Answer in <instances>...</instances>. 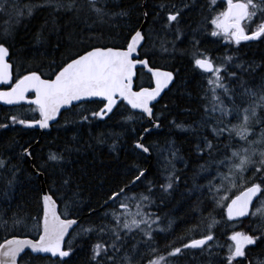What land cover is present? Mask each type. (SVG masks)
Masks as SVG:
<instances>
[{"label":"trees","instance_id":"trees-1","mask_svg":"<svg viewBox=\"0 0 264 264\" xmlns=\"http://www.w3.org/2000/svg\"><path fill=\"white\" fill-rule=\"evenodd\" d=\"M44 2L45 0H21L22 4L33 5ZM184 2H192V0H184ZM194 2L193 11L186 14L178 25L183 33L180 39L176 38L175 29L165 27L166 14L170 9H161L158 5L176 4L179 7L181 0H109L106 11L109 13L127 11L129 15L112 19L106 17L103 24L96 21V17L92 15L87 24L74 21L69 27L71 19L69 16L57 17L53 15L52 9H44L35 11L34 18L31 19L25 15V18L16 25L12 38L5 42L9 47V58L13 66L12 82L30 70H40L46 74L44 77H49L51 70H59L55 66L66 60L69 52L83 53L81 41L96 47L105 44L108 47L114 45L126 47L130 30L138 29L144 20L143 32L151 39L141 49V57H144L142 53L145 51L150 53L149 63L154 67L171 71L174 80L153 108L155 116L159 118L160 127L147 134L144 133V129L151 123L146 115L140 110L131 109L125 101L120 102L118 108L114 109V115L110 114L111 119H90L88 122L76 124H65L66 119L80 120V116H72L64 109L57 118L58 123L54 122L51 128L42 134L37 128L11 123L12 116H16L18 120L36 119L39 115L36 106L0 104V124L9 125L7 128H0V159L10 160L4 169H0V218L11 225L15 216L23 219L27 225V227L19 226L15 235L36 238L40 230L39 225L42 223L41 183L32 166L44 174L49 191L55 192L54 198L63 197V200L57 198L61 215L67 218H81L79 225L84 227L111 223V216L105 219V213L119 210V204L108 203L102 207L103 204L112 192L129 184L138 174L134 169L139 168L147 170L146 178L127 194L147 195L148 186H153L155 188L152 194L153 204L147 211L158 214L161 217L160 227L165 229L164 232L154 234L152 245L158 249L155 255L149 248H140V253L144 256L142 264H147L149 259H155L156 256H166L172 248L188 243L193 237L207 234L206 226L210 223L208 219L200 224L198 231H189L200 221L201 216H210L218 221L211 229L215 239L210 243L214 246L216 240H224L223 249L219 246L218 254L213 255L218 258L227 255L225 240L229 238L234 225L236 228L239 224L238 229L244 231L247 222H237L233 225L232 222L227 221L224 212L223 206L227 201L223 205H217L206 191L201 194L199 191L190 190L194 184L207 185L217 173L214 166L209 167L208 171H200V165L210 159L208 155H200V148L207 153L202 140L207 139L214 145H220V155H216V150H213L216 160L230 155L231 150L225 152L224 145L242 147L244 144L238 137H228L227 133L220 139L214 138L211 134V128L215 124L206 120L204 111L206 106L210 108L213 103L207 83L208 74L195 67L194 58L199 57H194L193 53L200 52L210 56L217 66L223 62L225 56H233L234 60L228 71H236L243 80L248 81L250 88L257 90L264 79V38L242 41L237 45L234 40L226 39L224 36H212L215 27L211 24V19L226 10L225 1L194 0ZM145 11L149 13L147 18L143 16ZM5 19L0 18V25L4 24ZM53 19L58 20L61 30L57 32L48 28L41 31L45 21ZM259 23V19L254 23L242 21L248 33ZM88 26L92 30H87ZM2 31L0 27V32ZM193 40L198 41L199 44H193ZM239 64L244 66L246 74L235 67ZM134 81L137 88L152 85L151 76L143 68L137 70ZM217 94L222 96L220 90H217ZM248 102L250 101L246 100L242 106H246ZM103 103L102 100L80 102L74 104L72 112L90 115L91 112L99 111ZM237 104H240L239 100ZM225 105L232 107L227 100ZM128 116H133V119L127 120ZM216 119L220 117L217 115ZM238 123L239 120L235 117L224 120V125L229 127ZM177 125L183 127L178 128ZM252 131L255 135L250 139H259L262 129L254 127ZM141 135H144V144L150 147L151 156L134 147ZM35 142H38L36 146H34ZM29 145L32 156L20 155L22 147ZM169 146L176 152V158L170 155ZM7 148L11 150H6ZM49 153L63 155V162L57 164L48 161ZM173 169L181 180L174 186L173 191L162 192L159 185L166 182L165 177ZM219 171L227 172V169L221 167ZM249 172L245 173L246 179L251 178ZM67 176L72 177L69 188H65L62 184V180ZM10 180L11 185L8 183ZM252 182L258 183L259 178ZM215 183L220 184L218 177ZM237 192L233 189L222 191L220 195L231 197ZM65 203L70 205L68 209H65ZM132 210L135 211L134 206ZM170 220L174 222L172 229L168 228ZM248 229L252 231V228ZM79 231L80 228L76 226L65 242V247L71 246L74 252L72 256L65 258L67 264H88L90 260V249L96 241V236L92 235L91 239L79 237L76 235ZM10 237L11 235L7 236ZM4 238L5 230L0 228V243ZM140 239L141 237L137 235L136 240ZM134 242L130 241V243ZM261 253L264 254V248ZM211 262L207 250L204 252L189 250L169 264H211ZM24 264H27V258ZM37 264H62V262L59 258L46 256ZM215 264H219V259Z\"/></svg>","mask_w":264,"mask_h":264},{"label":"snow or ice","instance_id":"snow-or-ice-1","mask_svg":"<svg viewBox=\"0 0 264 264\" xmlns=\"http://www.w3.org/2000/svg\"><path fill=\"white\" fill-rule=\"evenodd\" d=\"M214 2V0H213ZM227 9L219 13L211 19V24L215 30L212 36L223 34L226 39L234 40L237 45L242 41H255L264 38V0H226ZM100 5V6H98ZM109 6V0H45L44 3L22 4L21 0H0V18H6L4 24L0 25L3 31L0 32V82L8 83L12 79V64L8 62L9 47L6 41L11 39L17 24L21 22L25 15L27 18H34L35 11L52 9L53 15L59 17L67 15L71 19L68 26L72 22L79 21L87 24L92 15L96 17V21L101 24L105 23V18L127 17V11L109 13L106 9ZM161 9H170L166 14V29H175L177 39H180L183 33L178 25L184 20L186 14L193 11L195 2H184L181 0V6L176 4L158 5ZM149 13L143 12V16L147 18ZM257 19L260 23L250 33L246 32V27L242 25V21L255 22ZM95 22V21H94ZM50 28L51 31H60L61 25L57 19L51 21L46 20L41 26V31ZM87 30H92L88 26ZM71 35V33H70ZM130 38L126 40V47L112 46L107 44L101 47L91 46L81 41L83 54L79 51L69 52L67 59L62 60L61 64L56 65L58 71L51 70L49 78L40 70L27 71L15 81L14 86L9 91H0V100L8 104L19 103L26 99V93L35 92V99L29 101L30 104L36 106L39 112V120L17 119L16 116L11 117L13 125L19 123L26 127L40 128L50 127V122H57V117L61 115V109L69 111L72 116L79 115L80 120H65V124H76L88 122L90 119L105 118L111 119L114 115V109H117L120 102L126 101L133 110H140L149 118V122L153 123L154 128H159V118L155 116L153 108L155 103L159 102L161 94L168 88L174 80L172 72L161 71L158 68L149 67L148 56L150 53L143 52L144 58H140L141 52L151 39L145 32L139 29L130 30ZM91 39V37L89 38ZM164 42L162 41V44ZM71 45V41H69ZM193 44L198 45L199 42L193 40ZM90 49V50H88ZM167 51V49H164ZM135 55L136 58H133ZM194 65L204 73H210L211 78L208 79L209 90L212 93V106L205 107L206 120L213 121L215 126L211 128V134L216 139L224 137L227 133L228 137H238L244 146L233 147L232 145H224V151L229 149L230 155H225L223 159L216 160L213 156V150L216 155H220V145L213 144L211 141L204 139L202 144L207 148V153L200 148V155H208L209 161L200 165V171H208L209 167L217 169L216 177H213L207 185H193L190 191H199L203 194L205 191L213 202L217 205H223L225 201L230 200L226 205L227 221L234 222L239 218H246L249 215L264 218V207L257 208L255 212L250 213V205L255 200L264 198V79L257 90H253L248 86V81L241 78L236 71L229 72L228 69L232 65L234 57L229 55L223 58V62L217 66L214 64L210 56L204 53L194 52ZM137 65L147 68L148 72L154 78V87H139L134 90V78L136 77ZM51 69V66H49ZM241 73L246 74V70L242 64L235 65ZM251 70V68L249 69ZM223 73V75H222ZM54 77V78H52ZM228 81V82H225ZM220 90L221 95L217 94ZM101 98L103 107L99 111L91 112L90 115L72 112L75 107L74 102L86 101L88 98ZM227 100L232 107L225 105ZM240 104H237V101ZM250 101L246 106L245 101ZM83 111V110H82ZM220 119H216V116ZM229 117H235L239 120L238 124L231 127L224 125V120ZM127 120H132L133 116H128ZM223 125V126H222ZM9 125L0 124V128H7ZM182 128V125H177ZM254 127H260L262 131L259 139H250L255 133L252 131ZM152 128H145L144 133H150ZM141 140L143 135H141ZM134 147L143 153H149L150 147L145 146L137 141ZM199 147V146H198ZM31 145L22 147L20 155L31 157ZM6 150H11L7 148ZM70 151V149H69ZM168 151L173 158H176V152L169 146ZM64 156L57 153H49L48 161L57 164L62 163ZM9 161L0 159V169H4ZM14 167V166H13ZM44 167V165H41ZM224 167L227 172H220L219 169ZM136 174L129 184L119 188L118 191L112 192L107 203H118L119 210L111 213H105V219L111 216V223H101L99 225H90L84 227L79 225L76 219H68L57 210V198L63 200V197L54 198L55 192L49 191L42 196L43 201V217L42 223L39 225V238L29 239L21 238L14 233L19 226L27 227L23 219L15 216L12 224L0 218V228L5 230V238L0 243V264H24L27 258V264H37L38 261L45 259V254H51V257H58L62 264H67L65 258L74 254L71 246L65 247V237L69 234V229L74 225L80 228L76 234L79 237H87L91 239L92 235L96 236V241L91 245V256L88 264H142L144 256L140 253V248H149L151 253L155 255L158 251L152 245L154 234L164 232L165 229L160 227L161 217L153 212L147 211L152 206V194L155 191L153 186H148V194L139 193L128 195L132 188L142 183L146 178V169H134ZM251 171V178H245V173ZM36 174L40 175V171L36 169ZM14 176V173H13ZM219 178L220 184L215 183ZM259 178V182H252ZM72 177L67 176L62 180L65 188H69ZM166 182L159 185L162 192L169 193L174 190L181 177L176 173L175 169L170 171L165 177ZM243 190H240V186ZM9 185L12 181L10 180ZM250 184V186H248ZM236 189L239 194L234 198L228 195L221 196L222 191H231ZM69 204L65 203V209L69 208ZM133 206L135 211H133ZM94 214V213H93ZM205 219L210 220L207 224V234L202 235L199 239H190L188 243L182 244L180 247H174L166 256H156L155 259H149L147 264H169L170 261L176 260L189 250L208 251L209 261L219 259V264H253L249 260V255L253 247L260 248L264 246V228H256L252 230L254 233L234 231L229 236V240L234 242L229 247L226 257L213 255L212 242L215 237L211 229L218 223L215 219L201 216L200 221L189 231L195 232L199 230L200 224ZM173 221H169L168 228L172 229ZM187 223V221H184ZM235 226V225H234ZM10 230V231H9ZM11 235V238H7ZM141 237L136 240V236ZM130 241H135L130 243ZM30 249V252L25 251ZM139 257V259H138ZM255 264H264V260H256Z\"/></svg>","mask_w":264,"mask_h":264},{"label":"flooded vegetation","instance_id":"flooded-vegetation-1","mask_svg":"<svg viewBox=\"0 0 264 264\" xmlns=\"http://www.w3.org/2000/svg\"><path fill=\"white\" fill-rule=\"evenodd\" d=\"M226 1V0H225ZM227 4V2L225 3ZM3 87V86H2ZM253 175V173L250 171L249 172V176L251 177ZM235 195V194H234ZM234 195H232L231 197H234ZM261 207H264V198H261L260 200H254V203L252 205V208H251V212H255L257 208H261ZM246 221V226H248V228H252V230L256 229V228H264V218H261L259 217V215H256V216H252V215H249L248 217L246 218H243V219H239L237 221H234L232 222L233 225L234 223H237V222H244ZM245 226V225H244ZM245 226L246 230H239L238 228L240 227V225L238 224L235 228L234 226V229L232 232L234 231H238V232H245V233H249V234H258V233H254L253 231H250L247 227ZM232 233L229 234V236L231 235ZM223 242L224 240L221 241L220 240H216V243L215 245L213 246V254L217 255L218 252H219V246H221V248L223 249ZM225 244H226V250H227V253H228V249L230 246H232L234 244V242H232L231 240L226 239L225 240ZM264 248V246L260 247V248H255L253 247L251 249V253L249 255V260L253 261V264H255V261L256 260H264V254L261 253V250ZM197 252H199V250H197ZM226 257V256H225ZM218 258V257H217ZM218 262V259L216 260H212L211 264H215ZM201 264V263H199ZM245 264H247V262H245Z\"/></svg>","mask_w":264,"mask_h":264},{"label":"water","instance_id":"water-1","mask_svg":"<svg viewBox=\"0 0 264 264\" xmlns=\"http://www.w3.org/2000/svg\"><path fill=\"white\" fill-rule=\"evenodd\" d=\"M236 2V1H235ZM144 27H145V22H143L141 25H140V27L138 28L139 30H141L142 32H143V29H144ZM109 47H112V46H109ZM140 51V50H139ZM81 54H83V53H81ZM133 58H136L135 57V55H134V57ZM143 59V58H142ZM8 62L11 64V62L9 61V59H8ZM139 67H143V66H141V65H137V68H136V73H137V69L139 68ZM149 67H152V68H158V69H160L161 71H166V72H170L169 70H167V69H163V68H159V67H153L152 65H150L149 64ZM144 68V70L146 71V72H148V70H147V68H145V67H143ZM149 73V72H148ZM150 74V73H149ZM151 75V74H150ZM12 77H13V70H12ZM44 78H49V77H44ZM52 78H54V77H52ZM151 78H152V80H153V84L151 85V86H142V87H154L155 85H154V78L151 76ZM135 79V78H134ZM9 83V82H8ZM2 84H7V83H3V82H0V85H2ZM171 84H169V86H170ZM14 86V85H13ZM168 86V87H169ZM12 87V86H11ZM11 87H9V88H3V89H0V91H9L10 89H11ZM168 89V88H167ZM167 89H165L164 90V92L167 90ZM134 90H139V88H135V82H134ZM164 92L161 94V96L164 94ZM26 99L25 100H23V101H20L19 103H14V104H8V103H6L5 101H3V100H0V104H2V105H10V106H12V105H19V104H23V103H26V104H30L29 103V101H31V100H34L35 99V92L34 91H29V92H27L26 94ZM91 99H100L101 100V98H98V97H94V98H88L87 100H91ZM159 99V98H158ZM126 102V101H125ZM75 103H79V102H74V104ZM127 103V102H126ZM130 106V105H129ZM131 107V106H130ZM62 110H64L63 108L61 109V111ZM138 110V109H137ZM147 117V116H146ZM41 117H39V118H37V119H35V120H39ZM147 119L149 120V118L147 117ZM154 123H155V121H153ZM54 122H50V127H48V128H40L38 125H36L34 128H37V129H39V131H40V134H42L43 132H45V131H47V130H49L50 128H51V126H52V124H53ZM37 143L38 142H35L34 143V146H36L37 145ZM30 150H31V148H30ZM39 177H40V179H43V174L41 173L40 175H39ZM41 191H42V196L45 194V193H47V192H49V190L46 188V187H42V189H41ZM254 200H255V198H254ZM43 202V201H42ZM251 206L252 205H250V209H251ZM57 210H58V212H59V205H58V202H57ZM226 212H227V210H226ZM62 218H64V217H62ZM68 219H76L78 222H79V219H77V218H73V217H70V218H68ZM239 219H241V218H239ZM76 225H74L72 228H70L69 229V233L71 232V230L75 227ZM69 235V234H68ZM68 235H66V237H65V240H66V238L68 237ZM21 238H29V239H38L39 238V235L36 237V238H34V237H31V236H20ZM11 238V237H10ZM197 239H199V238H197ZM25 251H30V249H26ZM45 256H49V257H51V254H45ZM51 258H54V257H51ZM55 258H58V257H55Z\"/></svg>","mask_w":264,"mask_h":264},{"label":"bare ground","instance_id":"bare-ground-1","mask_svg":"<svg viewBox=\"0 0 264 264\" xmlns=\"http://www.w3.org/2000/svg\"><path fill=\"white\" fill-rule=\"evenodd\" d=\"M143 22H145V20L143 21ZM142 22V23H143ZM141 57V56H140ZM171 72V71H170ZM149 121V120H148ZM156 122V121H155ZM154 123V122H153ZM153 123H151V125L149 126V127H147V128H152V130H154V129H156V128H154L153 127ZM143 137H144V135H143ZM141 138V137H140ZM138 141H140L141 143H143L144 144V142H143V139L141 140V139H139ZM136 144V143H135ZM145 145V144H144ZM146 146V145H145ZM141 151V150H140ZM147 156H151V152H149V153H145ZM32 168H33V170H34V172H35V174H36V168L34 167V166H32ZM40 173H42L41 171H40ZM43 174V173H42ZM37 175V174H36ZM38 177H39V175H37ZM43 176H44V174H43ZM40 178V177H39ZM40 183H41V189H42V187H46L47 189H48V187H47V185H46V183H45V180H44V177H43V179H40ZM49 190V189H48ZM108 201V200H107ZM108 204V203H107ZM106 202L103 204V206L102 207H105L106 205ZM77 219H79V222H80V220H81V218H77Z\"/></svg>","mask_w":264,"mask_h":264},{"label":"rangeland","instance_id":"rangeland-1","mask_svg":"<svg viewBox=\"0 0 264 264\" xmlns=\"http://www.w3.org/2000/svg\"><path fill=\"white\" fill-rule=\"evenodd\" d=\"M218 36H224L223 34H221V35H218ZM211 78V74L209 73L208 75H207V81H208V79H210ZM209 86V85H208ZM252 177V176H251ZM226 204V203H225ZM223 207H225V205L223 206Z\"/></svg>","mask_w":264,"mask_h":264}]
</instances>
